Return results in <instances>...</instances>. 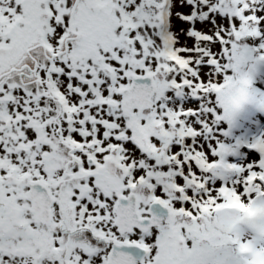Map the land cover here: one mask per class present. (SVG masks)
I'll list each match as a JSON object with an SVG mask.
<instances>
[{
	"label": "snow or ice",
	"instance_id": "obj_1",
	"mask_svg": "<svg viewBox=\"0 0 264 264\" xmlns=\"http://www.w3.org/2000/svg\"><path fill=\"white\" fill-rule=\"evenodd\" d=\"M262 63L264 0H0V264H264Z\"/></svg>",
	"mask_w": 264,
	"mask_h": 264
},
{
	"label": "rangeland",
	"instance_id": "obj_2",
	"mask_svg": "<svg viewBox=\"0 0 264 264\" xmlns=\"http://www.w3.org/2000/svg\"><path fill=\"white\" fill-rule=\"evenodd\" d=\"M178 10H182L185 13L188 12V9L186 8ZM174 24L177 30L184 29L183 32H180L181 39L186 40L188 45H194V38L186 36V30L188 27L192 26V24L190 22L182 21L179 17L175 18ZM196 26L198 27V29H204L211 32L210 25L205 26L204 24L198 22ZM216 47L218 48L219 45L217 44ZM260 67H264V63L258 65L256 71L253 73L251 88L254 89L257 85H260L263 87L264 92V78L258 77L255 74L258 72ZM237 118L238 117H236L235 124L232 127V135L225 137V139L229 142H231L236 137H248L250 139L253 135L259 134L261 131H264V104H248L246 110L241 113V118ZM220 126L223 128H227V121H221ZM249 151L253 153V156L258 155V153H256V150L254 149H250ZM244 155H247V153H245Z\"/></svg>",
	"mask_w": 264,
	"mask_h": 264
},
{
	"label": "clouds",
	"instance_id": "obj_3",
	"mask_svg": "<svg viewBox=\"0 0 264 264\" xmlns=\"http://www.w3.org/2000/svg\"><path fill=\"white\" fill-rule=\"evenodd\" d=\"M243 89V91H241ZM251 86L238 84L235 92L236 98L240 101V105L236 108V114H238L246 105L254 103V98L251 95H245V93H251ZM253 213L251 215L244 214L246 221H252L256 224H260L264 221V209L259 205H253Z\"/></svg>",
	"mask_w": 264,
	"mask_h": 264
},
{
	"label": "bare ground",
	"instance_id": "obj_4",
	"mask_svg": "<svg viewBox=\"0 0 264 264\" xmlns=\"http://www.w3.org/2000/svg\"><path fill=\"white\" fill-rule=\"evenodd\" d=\"M258 77H261V78H264V67H260V69L258 70L257 73H255ZM254 92H256L257 96H260L261 94L263 95L264 92H263V87L260 86V85H257L254 89H253ZM246 107L247 105L237 114L236 117H238L237 119H240L241 118V113L243 111L246 110Z\"/></svg>",
	"mask_w": 264,
	"mask_h": 264
}]
</instances>
